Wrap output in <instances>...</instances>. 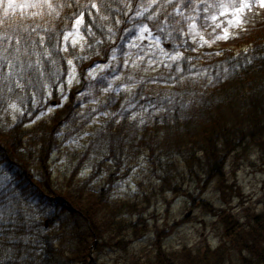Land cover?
Returning <instances> with one entry per match:
<instances>
[{"label":"trees","instance_id":"trees-1","mask_svg":"<svg viewBox=\"0 0 264 264\" xmlns=\"http://www.w3.org/2000/svg\"><path fill=\"white\" fill-rule=\"evenodd\" d=\"M250 2L256 6L246 11L244 26L228 43L212 39L211 29L200 28L203 21L197 20L199 35L213 41L211 48H223L211 54L186 47L191 37L188 22L175 12L179 6L185 16L193 14L186 0L183 4L181 0H53L54 5H64L56 9L59 15H49L47 9H17L5 16L0 7V264H96L93 255L102 250L105 236L108 241L115 237L120 245L127 242L130 231L140 236L130 218L143 215L140 208L150 203L154 190L167 189L178 196L187 178L202 183L201 174L216 181L219 189L232 159L253 153L264 161V8L258 0ZM137 11L143 14L138 16ZM81 13L83 50L78 44L58 51L55 38L63 46V35L75 29ZM143 24L172 54L178 50L180 58L153 66L135 46L129 47L130 37ZM5 56L13 69H8ZM69 59L80 74L79 86L53 115L27 130L26 115L36 112L38 117L53 102H65L57 84L66 85L67 77L60 73L69 71ZM37 60L43 74L36 70ZM102 64L111 67L94 80L87 76L90 68ZM12 105L25 111L15 125L10 121ZM96 116L100 125L93 129ZM89 131L87 144L74 157L77 166L65 179V187L59 188L50 157L60 153L69 139L65 135ZM86 163L92 173L108 168L107 174L117 176L144 163L157 185L148 188L139 183V194L113 201L110 188H93V178H78ZM115 182L111 180L110 187ZM53 196L65 200L53 201ZM197 198L189 197L200 202L204 214L215 216L209 226L219 233V246L198 251L186 247L167 256L159 247L153 263L226 264L234 251L239 264H264V207L260 214L241 217ZM143 231L149 232L148 226Z\"/></svg>","mask_w":264,"mask_h":264},{"label":"rangeland","instance_id":"rangeland-1","mask_svg":"<svg viewBox=\"0 0 264 264\" xmlns=\"http://www.w3.org/2000/svg\"><path fill=\"white\" fill-rule=\"evenodd\" d=\"M220 19L222 22L225 20L224 17ZM242 26L240 28H230V34L236 33ZM189 34L192 37L187 38L186 47L190 50H200L203 54L221 51L220 47L219 49L209 48V43H213V41L208 40V43L202 44L199 35L191 32ZM144 35L147 37L148 33ZM133 46L140 51L139 54L143 55L141 58H148L153 66L161 62H167L174 55L161 41L159 43L156 42V35L153 32H151V39H137L133 41ZM107 69L101 70L97 68L96 77L101 76ZM79 84L76 72V79L72 85L70 87L67 83L64 85V96H68L71 90L79 86ZM57 93L61 96L59 88L57 89ZM60 102L63 103L62 100ZM57 103L55 102L54 106L48 107L46 111H41L38 117L35 114L36 112L33 114L35 117L29 114L26 115L27 124L25 128L30 130L37 125L39 119L49 118V116L53 115L56 112V108L59 107ZM10 111L11 125L17 123L18 116L25 115V111L17 106L15 108L11 106ZM97 125H100L98 116L95 117L92 128L96 129ZM64 131L65 129L63 128L62 132ZM90 132L68 137L65 135L69 139L64 144L60 153L50 157L49 167H51L55 184L59 188L65 187V179L70 178L74 167L77 166V161L74 157L81 154V150L89 140ZM63 135L64 133L59 136L61 141L63 140ZM250 154L253 153H249L247 157L234 158L229 161L226 167V182L219 189L216 188V181L207 180L201 174L199 179L202 183L196 185L187 178L183 182L184 187H181L182 193L178 196H174L167 189L164 192L160 188L154 190L150 203L140 208V212H144L143 215L139 217L138 214H133L132 218L128 216L131 220L133 219L137 235L140 236L134 237V235L130 234L132 233L130 231L129 236H127V242L124 245H120L119 240H115V237L113 240L108 241V235L105 236L106 243L101 242L103 244L102 250L93 255L97 261L96 264L127 263V261H129L128 264H162L160 262L153 263L157 261L160 253L167 256L172 253L174 254V252H183L186 247L193 251L203 250L208 246L216 249L221 242L220 236L218 237L219 233L216 229L209 226L215 216L212 213L204 214L200 202L193 203L189 197L197 198L201 196L204 201L210 202L216 210L224 209L229 212L232 211L241 217L247 213L252 215L257 212V214H260V208L264 207V161L260 159V156ZM91 167V164L86 163L82 167L83 170L80 171L78 178L83 181H90L93 178L90 182L93 188H97L99 185L102 186L98 187L101 189L103 187L110 188L113 201L123 200L139 194L141 192V189L138 187L139 183H142L143 186L147 185L148 188H155L157 185V180L152 179L155 174L151 173V170L144 163L128 172L125 176L123 173L118 176L116 172L111 174L112 171L107 174L108 168H102L92 174L90 172ZM129 175L130 177L127 178ZM113 179L116 182L114 187H110L111 184L109 182ZM221 190H225L226 194L224 195ZM52 200L64 201L65 199L53 196ZM197 201L200 200L197 198ZM68 205L70 208H73L70 204ZM207 223L208 226L205 227L204 225ZM145 226H148L149 232H141ZM154 247L157 248L155 253H153ZM159 247L160 253L158 251ZM236 254L232 251V260L228 258L229 260L226 264H239V255ZM153 258L154 261L150 260Z\"/></svg>","mask_w":264,"mask_h":264},{"label":"snow or ice","instance_id":"snow-or-ice-1","mask_svg":"<svg viewBox=\"0 0 264 264\" xmlns=\"http://www.w3.org/2000/svg\"><path fill=\"white\" fill-rule=\"evenodd\" d=\"M174 0H168V3H173ZM182 4L184 3V0H181ZM200 4H203L204 7L201 9ZM63 4H55L53 3V0H25L24 3H17V0H0V7H3L5 12V16L8 15L9 12L15 11L19 9L21 12H23L25 9H47L48 14L51 15L52 13H56V15H59L58 12H56L57 8L63 7ZM186 8H190L192 10V15L185 16L184 11L181 10V7L176 6L175 12L176 15L184 17V19L188 22V28L189 32L194 33L196 35H199V30L197 26V20L203 21V23L200 25V28L203 29H211V32L209 35L212 37V39H222L227 40L230 38V31L229 29L232 27L240 28L243 25L244 22V16L247 10H250L251 8L255 7L256 5L251 3L250 0H214L213 3H209L208 0H200L199 3H197V0H186ZM258 6L264 8V0H258ZM91 8H95L97 12H99V7L97 4L92 3ZM212 9L213 11L209 12V10ZM147 10V9H145ZM203 11L206 13L203 17L199 15V13ZM143 13L137 11V15H142ZM221 17H224L225 20L222 22ZM106 19V17H104ZM149 20L153 19V16L148 17ZM85 26V19L83 13H81L76 19H75V32H67V34L63 35V46H61V42L59 37H56V49L58 51L67 52L69 46L72 48H76V46L79 44L81 51L84 48V44L82 41H85V35L81 34V27ZM219 29V31H217ZM162 30V29H161ZM145 33H148V36L145 37ZM86 34L90 35L91 29L90 27L87 28ZM71 38V42L69 45V40ZM151 39V31L148 28L146 24H143L139 28L138 34H133L132 37H130L131 41H134L136 39ZM5 39H8L5 37ZM200 39L203 43H208V40L204 38V36H200ZM44 37L40 38V43L43 44ZM156 42L159 43V39L156 38ZM17 44H19V41H17ZM201 44V46H202ZM129 47H132L133 44L129 43ZM7 49L5 48V51ZM19 52V49L16 50ZM163 51V50H161ZM175 54L172 55L170 58L172 60H177L180 58L181 54L178 50H174ZM44 55H49L47 50H45ZM115 59V55L112 57ZM4 60L7 61V67L8 69H13L14 65L7 60V57H4ZM51 63H55V61H51ZM67 64L70 66L69 71L66 73H60V75H65L67 77L66 83L70 87L73 83V81L76 79V66L73 64V61L71 59L67 60ZM37 65V71H39L41 74H43V68L40 66L41 62L40 60L36 61ZM3 65H0V68H2ZM31 68L32 65H29ZM108 65H96L92 69H90L87 72V76L91 77L93 80L96 79V70L97 68L103 70L104 68H107ZM11 74V72H9ZM53 75H56V73H53ZM107 77H101V80H107ZM17 84L19 85V81H17ZM57 87L60 89L61 96L63 99H67L66 96H64V84L58 83ZM108 87H111L110 83ZM105 91L108 90V88L104 89ZM51 91L48 92V95L51 96ZM13 108H15V105H12ZM102 115H108L107 112L102 113Z\"/></svg>","mask_w":264,"mask_h":264}]
</instances>
